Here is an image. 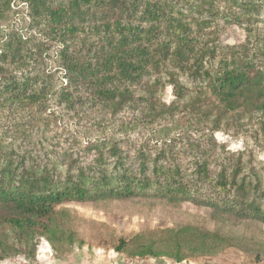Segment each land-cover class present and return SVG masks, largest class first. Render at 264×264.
<instances>
[{
	"label": "trees",
	"instance_id": "obj_1",
	"mask_svg": "<svg viewBox=\"0 0 264 264\" xmlns=\"http://www.w3.org/2000/svg\"><path fill=\"white\" fill-rule=\"evenodd\" d=\"M22 1L27 10L23 16L34 34L25 39L10 37L1 45L0 106L38 104L49 95L50 89L34 77L18 76L29 64L32 37H39L58 46L63 80L55 94L68 109L86 106L101 116H115L126 109L158 115L166 106L161 99L166 86L172 87L177 99L185 96L188 87L180 80L184 72L195 83L196 96L190 106H197L199 116H212V124L206 145L182 147L184 159L173 148L153 152L147 146L124 145L111 138L86 144L92 160L85 166L68 164L63 171L25 149L2 156L0 261L25 253L29 244L27 254L33 256L39 236L52 242L56 207L68 201L135 196L190 200L208 206L218 219L264 226L262 173L251 159L243 160L211 137L221 123L242 117L262 121L264 46H254L250 57L248 43L241 51L234 47L235 52H226L216 62L215 38L209 37L219 24V0ZM10 2L0 0V13ZM239 15L229 12L222 17L229 24ZM254 35L264 39L257 30ZM173 107L165 112L173 113ZM216 235L222 237L216 230L203 234L201 240L204 243V238ZM225 235L232 239L233 232ZM134 244L136 248L128 250L129 242L120 238L118 257L160 256L149 244ZM209 244L201 252L209 250ZM174 247L166 255L179 262L186 256L180 253V242Z\"/></svg>",
	"mask_w": 264,
	"mask_h": 264
},
{
	"label": "rangeland",
	"instance_id": "obj_2",
	"mask_svg": "<svg viewBox=\"0 0 264 264\" xmlns=\"http://www.w3.org/2000/svg\"><path fill=\"white\" fill-rule=\"evenodd\" d=\"M23 3L11 0L10 6L0 13V48L10 37L33 36L29 20L23 16L27 11ZM244 6L254 7L247 10ZM218 7L219 24L210 30L209 37L215 38L216 62L226 52L241 51L247 43L248 57L254 46H264V39L254 35L256 30L264 35V0H236L235 3L219 0ZM229 12L240 14V18L228 24L222 15ZM32 39L30 52L25 49L30 53L29 64L18 76L34 77L50 93L38 104L0 106V159L12 151L25 149L36 152L48 166L54 164L63 171L71 163L85 166L92 155L84 146L103 138L118 140L124 145L147 146L153 152L173 148L179 159L185 157L181 153L183 146L206 145L212 116L208 119L199 116L197 106H190L196 96L195 83L186 73L180 72L181 82L188 87L185 96L177 99L172 87L166 86L161 95L166 106H163L164 113L158 115L148 112L138 115L126 109L115 116H101L86 106L70 110L57 101L55 94L63 80L56 56L58 46L39 37ZM172 105L173 113L165 112ZM211 137L227 150L242 155L243 160L251 159L262 173L264 183V117L262 121L258 117H242L221 123ZM53 221L57 226L52 231V242L39 236L33 256L27 254L29 244L25 253L5 257L0 263L109 264L119 254L116 251L119 239L124 238L129 242L128 250L136 248L134 243H138L139 246L149 244L159 252V259L150 257L151 264H264L263 225L218 219L208 206L190 200L170 202L159 197L135 196L97 202L68 201L56 207ZM216 230L222 237L216 235L202 242L203 234H214ZM231 231L233 237L227 240L225 233ZM176 242H180V253L186 256L179 262L166 255L175 250ZM198 242L200 247H195ZM27 243H30L28 238ZM204 246L207 248L201 252Z\"/></svg>",
	"mask_w": 264,
	"mask_h": 264
},
{
	"label": "built area",
	"instance_id": "obj_3",
	"mask_svg": "<svg viewBox=\"0 0 264 264\" xmlns=\"http://www.w3.org/2000/svg\"><path fill=\"white\" fill-rule=\"evenodd\" d=\"M150 257L121 256L109 264H151Z\"/></svg>",
	"mask_w": 264,
	"mask_h": 264
},
{
	"label": "crops",
	"instance_id": "obj_4",
	"mask_svg": "<svg viewBox=\"0 0 264 264\" xmlns=\"http://www.w3.org/2000/svg\"><path fill=\"white\" fill-rule=\"evenodd\" d=\"M117 258H118V255H116V259H117ZM116 259H115V260H116Z\"/></svg>",
	"mask_w": 264,
	"mask_h": 264
}]
</instances>
